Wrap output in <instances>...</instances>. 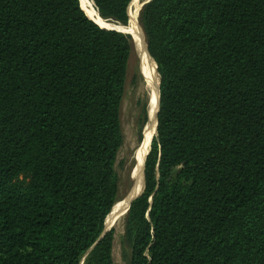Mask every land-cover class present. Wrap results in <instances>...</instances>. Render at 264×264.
Masks as SVG:
<instances>
[{"label": "trees", "instance_id": "trees-1", "mask_svg": "<svg viewBox=\"0 0 264 264\" xmlns=\"http://www.w3.org/2000/svg\"><path fill=\"white\" fill-rule=\"evenodd\" d=\"M91 2L128 25L132 0ZM138 22L159 106L128 264H264V0H150ZM133 47L80 0H0V264H114Z\"/></svg>", "mask_w": 264, "mask_h": 264}, {"label": "rangeland", "instance_id": "rangeland-1", "mask_svg": "<svg viewBox=\"0 0 264 264\" xmlns=\"http://www.w3.org/2000/svg\"><path fill=\"white\" fill-rule=\"evenodd\" d=\"M86 1L93 11L98 14L96 12L97 10L94 9L91 0ZM132 4H134V0L130 3L128 10H130L131 7L132 13H136L140 7L139 0H136L133 6H131ZM113 28L129 32L134 41V57L130 64L120 112L123 143L115 162V172L119 180V194L121 199L116 203V206L113 207L112 214L107 225L108 227H106V229H112L114 232L112 245V258L114 264H128V251L123 244L124 221L129 202L141 190L143 183V161L142 163L140 161V155L142 154L141 148L148 137L151 111L154 109V103H157V86L159 79L156 71L152 73L148 60L151 78L147 80L148 69L141 58V50L138 46L139 42V44H141V46L145 49L139 22L137 23V17L131 18L130 16L129 23L124 28H120L119 26H114ZM149 59L151 60V58ZM144 103L147 104L148 121H146L145 125L143 124V115L141 113ZM154 135H152L148 140L146 152L148 151L150 146L149 143Z\"/></svg>", "mask_w": 264, "mask_h": 264}, {"label": "bare ground", "instance_id": "bare-ground-1", "mask_svg": "<svg viewBox=\"0 0 264 264\" xmlns=\"http://www.w3.org/2000/svg\"><path fill=\"white\" fill-rule=\"evenodd\" d=\"M135 1L136 0H134V4H135ZM134 4H132L131 6H133ZM80 5H81L83 11L85 12V14L87 15V17L89 19L93 20L99 26H102V27H105V28H107V27H112L113 28L114 27L113 24H111L110 22H107V21L103 20L98 14H96L93 11V9L88 5V3H87L86 0H80ZM131 10H132V8L130 7V10L129 11H130L131 18H136L138 11H136V13L135 12L132 13ZM138 46H139V49L141 50V58H142L143 62L145 63V65L147 66V69H148L147 80H149L151 78L150 71H149V65H148V58H147L149 55L147 54L146 50L141 46V44H139V42H138ZM152 67H153L154 71H156L155 68H154V62L153 61H152ZM158 79H159V77H158ZM154 105H155L154 106V109L151 111V120L149 121L150 124H149V127H148V137L145 140V142L143 143L142 148H141L142 149V154L140 155V161H141V163H142V161L144 163V159L143 158L146 155L145 153L148 152V151L146 152V145L148 144V140L154 134V119H155L154 115L156 113L157 103L156 104L154 103ZM155 127H156V120H155Z\"/></svg>", "mask_w": 264, "mask_h": 264}, {"label": "water", "instance_id": "water-1", "mask_svg": "<svg viewBox=\"0 0 264 264\" xmlns=\"http://www.w3.org/2000/svg\"><path fill=\"white\" fill-rule=\"evenodd\" d=\"M150 0H139V3H140V7H139V10H138V13H137V23H138V16H139V12H140V10H141V8L146 4V3H148ZM91 20V19H90ZM92 22H94L93 20H91ZM95 23V22H94ZM111 24H113L115 27H120V28H124V26H121V25H119V24H116V23H113V22H110ZM96 24V23H95ZM98 25V24H97ZM99 26V25H98ZM103 28H105V27H103ZM105 29H108V30H115V31H117V32H121V33H127V34H129L131 37H132V35L129 33V32H127V31H125V30H118V29H114V28H105ZM132 39H133V37H132ZM133 44H134V41H133ZM143 45H145V44H143ZM145 47V49H146V46H144ZM146 52H147V49H146ZM147 54H148V52H147ZM149 55V54H148ZM150 57V56H149ZM151 58V57H150ZM153 61V60H152ZM156 70V69H155ZM157 72V71H156ZM157 93H158V97H157V109H156V113H155V120H156V114H157V110H158V106H159V81H158V86H157ZM156 123H157V120H156ZM155 132H156V127H155ZM151 141H152V139H151ZM150 144H151V142H150ZM150 147V146H149ZM149 151V150H148ZM147 154H148V152H147ZM146 154V155H147ZM145 158H146V156H145ZM144 162H145V159H144ZM143 168H144V163H143ZM142 181H143V183H142V187H141V190L130 200V202H129V205H130V203L132 202V200L133 199H135L139 194H141V192L143 191V188H144V176H143V169H142ZM129 205H128V207H129ZM127 207V208H128ZM108 229H105L104 230V232L103 233H105L106 231H107Z\"/></svg>", "mask_w": 264, "mask_h": 264}]
</instances>
